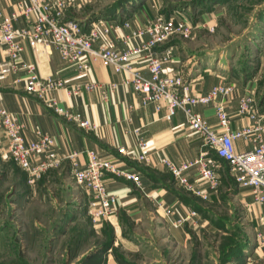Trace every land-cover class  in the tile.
<instances>
[{
    "label": "crops",
    "instance_id": "obj_1",
    "mask_svg": "<svg viewBox=\"0 0 264 264\" xmlns=\"http://www.w3.org/2000/svg\"><path fill=\"white\" fill-rule=\"evenodd\" d=\"M71 1L73 4L65 10L64 18L79 20L86 31L91 28L90 23L95 18L108 19L113 28L108 34L101 31L97 43L112 41L120 50L137 47L141 42L133 36V32L156 15L148 0H143L132 10L120 9L122 13L111 16L101 15L109 4H98L100 0ZM28 4L29 0H0V21L4 15L17 13L15 26L17 28L24 26L25 18L19 12ZM124 21H128V24L124 25ZM127 35L130 37L125 39ZM171 58L165 66L166 71H183L188 79L192 78L193 94L207 93L211 86L217 83H233L235 90L226 98L232 127L239 129L252 124L253 121L247 115L240 114L239 100L247 90L256 91V76L244 75L243 78L231 76L217 68H209L208 65L194 62L191 58L185 59L180 50L175 51ZM6 59H8L7 48L0 46V61ZM20 59L35 63L42 77L52 74L74 83L97 82L94 89L85 90L80 95H74L64 87L51 93L58 105L71 114L89 119L97 125L95 129L78 126L73 120L46 106L35 94H28L24 89L23 80L26 72L20 68L2 81L0 106L14 114L23 124L25 135L29 140L36 137L37 131L49 133L59 152H77L74 158L80 165L88 161L86 151L95 150L101 156L115 159L121 165L141 175L142 186L139 188L133 180L106 174L109 190L118 196L116 214L110 217L112 221L116 220L117 213L127 215L135 221L149 219L154 227L155 225L158 228L166 227L167 235L177 244L182 245L189 241L193 234H197L198 230L214 231L222 224H226L231 216L236 217L238 211L242 213V218L240 216L239 220L249 228L252 244L264 237V202H256L250 188L243 189L237 186L227 163L220 161L219 188L209 190L210 195L207 199L179 185L162 164L161 160L165 156L177 163L192 161L204 148L198 131L192 129L182 110H178L171 120H167L164 117V108L157 111L152 104L142 106L139 94L123 82L127 75L114 72L100 59H95L88 73L78 70L75 64L63 61L54 47L48 52L43 45L37 48L27 45ZM134 65L145 72L148 69V60L143 56H137L134 58ZM18 78L20 80H17ZM194 110L206 118L217 132H222L223 129L212 104H196ZM138 138L148 141L151 156L148 162L139 161L134 157L138 153ZM0 142L7 143V136L2 129H0ZM234 146L237 151H243L253 147V144L250 141L237 139L234 141ZM122 148L126 149L127 153H124ZM55 171L57 174L71 172L70 162L66 161ZM48 176L49 174H44V181ZM189 177L191 181H196L203 189H207L206 183L201 182L194 169L189 170ZM164 206L174 208L179 217L188 216L189 211L193 209H196L198 214L190 216L189 222L177 227L163 218ZM116 243H118L117 239ZM94 248L97 247H92L88 251L95 250ZM107 256L108 262L115 261L110 251Z\"/></svg>",
    "mask_w": 264,
    "mask_h": 264
},
{
    "label": "built area",
    "instance_id": "obj_2",
    "mask_svg": "<svg viewBox=\"0 0 264 264\" xmlns=\"http://www.w3.org/2000/svg\"><path fill=\"white\" fill-rule=\"evenodd\" d=\"M72 4L71 0H29V4L19 12L26 21L20 28L15 26L17 13L2 16L0 46L7 48L8 59L0 61V86L7 76L19 68L23 69L26 72L23 79L24 89L28 94H35L46 106L73 120L78 126L95 129L97 125L89 119L71 114L58 105L51 93L64 87L68 92L80 95L85 90L94 89L97 82L74 83L52 74L42 77L36 64L22 61L20 55L27 45L33 48L43 45L48 52L54 47L63 61L75 64L78 70L87 73L95 59H100L114 72L127 75L123 82L139 94L142 106L152 104L157 111L164 108V117L167 120H171L178 110H182L192 129L198 131L204 148L196 159L177 163L165 156L161 160L179 185L207 199L209 190L219 188L220 161H226L237 186L250 188L254 200L258 203L264 202V107L259 105L255 92L247 90L239 100L240 114L247 115L253 121L252 124L234 129L226 105L227 95L235 90L233 83H217L207 93L193 94L192 78L188 79L183 71L165 69L175 53L174 46H166V43L176 36H188L192 32V25L186 18L182 15L154 17L133 32V36L141 42L137 47L120 50L112 41L97 43L101 31L108 34L113 28L108 19L95 18L88 31L79 20L65 19V10ZM119 11V14L122 13V10ZM127 24L128 21H124V25ZM129 37L127 35L125 39ZM137 56L147 58V71L142 72L134 65V58ZM196 104L214 106L222 132H217L206 118L194 110ZM0 129L7 136V143L1 144L0 149L25 171L30 185L36 183L49 169L59 168L69 161L75 183L88 196L87 207L94 220L110 218L116 214L118 196L107 186V173L133 180L139 188L142 186L139 173L126 168L115 159L101 156L95 150H87L88 161L80 165L74 158L77 152H59L49 133L37 131L36 137L29 140L23 124L3 106H0ZM237 139L250 141L253 147L237 151L234 146ZM121 150L127 153L126 149ZM134 157L142 162L150 161L147 140L138 138V153ZM191 169L195 170L202 183H206L207 189L190 180ZM197 214L198 211L193 209L188 216L179 217L174 208H163V218L177 227L186 224L190 216ZM255 249L256 252L259 249L264 254V237L259 239Z\"/></svg>",
    "mask_w": 264,
    "mask_h": 264
},
{
    "label": "rangeland",
    "instance_id": "obj_3",
    "mask_svg": "<svg viewBox=\"0 0 264 264\" xmlns=\"http://www.w3.org/2000/svg\"><path fill=\"white\" fill-rule=\"evenodd\" d=\"M100 1L110 6L117 0ZM148 2L155 17L182 15L192 25L190 35L176 36L166 46L180 50L185 59L231 76H256L255 96L260 101L264 94V0ZM2 154L0 149V264H86V255L94 251L88 250L111 239L115 261L108 262L107 251L102 264H120L117 257L124 264H264L263 252L255 249L258 242L252 244L248 226L239 220L241 212L214 231L198 230L181 245L167 235L166 227H154L149 219L135 221L117 213L113 221L108 217L94 220L88 196L71 172L57 174L58 168L49 169L44 173L49 174L47 182L42 174L30 185L25 171Z\"/></svg>",
    "mask_w": 264,
    "mask_h": 264
},
{
    "label": "trees",
    "instance_id": "obj_4",
    "mask_svg": "<svg viewBox=\"0 0 264 264\" xmlns=\"http://www.w3.org/2000/svg\"><path fill=\"white\" fill-rule=\"evenodd\" d=\"M137 1H139V0H117L115 3L108 6L106 9H104L103 10L104 12H102L101 15L102 16L103 15L104 16L105 15L111 16L112 14H115V12L117 10H120V9L125 10L129 6H132V9H133V8L137 7L136 6ZM259 105L264 107V94L260 98ZM223 162L227 163L226 161H223ZM113 245H114V239H111L110 241L106 242L103 246H100V248H97L96 250L91 251V253L86 255V258H85L87 260L86 264H102V262H103V260H102L103 256L102 255H104L109 249H111V251H112V249L114 248ZM239 247L244 248L245 246L240 245ZM117 259L119 260L120 264H124L121 262V260L118 257H117Z\"/></svg>",
    "mask_w": 264,
    "mask_h": 264
}]
</instances>
